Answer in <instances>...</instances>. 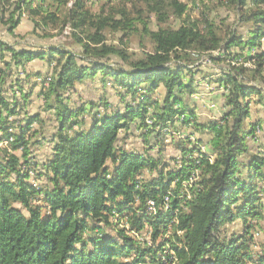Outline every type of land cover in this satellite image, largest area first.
<instances>
[{"label":"trees","instance_id":"obj_1","mask_svg":"<svg viewBox=\"0 0 264 264\" xmlns=\"http://www.w3.org/2000/svg\"><path fill=\"white\" fill-rule=\"evenodd\" d=\"M70 1L0 0V264H264V253L224 229L262 216L264 155L252 153L248 136H259L253 100L264 112V0H217L227 17L207 13L200 25L187 15L188 0H137L135 15H93L89 0H73L62 41L65 28L52 30ZM24 16L32 29L20 36ZM171 17L182 21L178 28L167 26ZM106 30L122 32L119 43H109ZM134 35L153 49L135 55L124 40ZM34 61L50 71L28 70ZM98 74L121 87L124 108L109 111L106 101L86 119V106L72 107L65 94ZM30 77L41 78L39 96L57 121L51 133L27 110ZM196 82L221 90L219 119L197 117ZM176 123L211 135L175 139ZM133 126L147 144L169 134L174 165L161 143L158 156L120 143ZM44 142L52 152L37 173L32 147ZM146 229L149 241L141 239Z\"/></svg>","mask_w":264,"mask_h":264},{"label":"rangeland","instance_id":"obj_2","mask_svg":"<svg viewBox=\"0 0 264 264\" xmlns=\"http://www.w3.org/2000/svg\"><path fill=\"white\" fill-rule=\"evenodd\" d=\"M189 1V10L187 12L188 17L192 21L199 23V25L203 22L205 15L210 13L211 15L220 14L221 17H227L228 13L223 9H218L216 6L217 0H188ZM137 0H89L87 2V9H89L90 13L95 14H102L108 15L113 14L118 11V9L124 8L127 11H131L132 15H135V11L133 10L134 4L137 3ZM73 0L70 1L66 6L62 7L58 10L59 15H61L62 20L57 25L55 29L52 30V33H58L60 28H65L63 32L58 35L57 37L62 41H69L70 37V24L69 21L64 23L66 17L70 18L72 8H73ZM64 17V19H63ZM187 17V16H184ZM152 22V27L156 28V21L153 16L150 18ZM231 21L233 18L231 17ZM182 21L177 20L174 17H171L168 20L167 26L178 28L181 25ZM32 29V25L30 21L27 19V16H24L21 27L17 30V34L20 36H24V34H29ZM5 33V32H4ZM2 33V35L4 34ZM105 35L107 37V41L109 43H119L118 39L123 36L122 32H111L110 30H106ZM6 39L9 41H14V38H11L7 34L4 35ZM27 39L24 40L26 42L35 43L36 40L32 38V36L26 37ZM128 41L125 40V45L129 47V50L134 52L135 55H141L144 50H152L151 44L145 40V38H139L138 35L131 36L127 38ZM28 70L30 71H42L44 73L49 72V66L47 62L42 61H34L28 66ZM201 73L197 75L201 77ZM21 77H25L24 74ZM101 75L98 74L95 79L87 78L83 82L76 83L74 88H70L65 96L69 97L70 105L74 108L80 107L81 105L86 106V112L83 115L86 119H91L93 114L96 111H104L105 106L104 103L110 102L111 106L108 108L109 111L112 109H123L124 104L121 103V96L120 93L123 91L119 85H117L113 78H107V82L101 80ZM41 78L38 77H30V81L25 84V89L29 91L34 83H36L35 93L30 97L29 102L27 104V110L31 113L40 114L41 118L44 119V129L52 132V129L56 127L57 121L54 120V116L52 115L51 111L45 110V104L43 97L39 96V91L42 89L41 85ZM196 93L190 97L191 104L196 108L197 117L200 121L205 122L210 119H219L224 110H223V98L221 96V90L216 87L215 84L207 86L205 82L199 84L198 82L195 83ZM164 95V88L160 87L157 91L156 97H162ZM89 102L96 103L97 107L91 110ZM258 105L256 106L253 100L251 106V118L250 120L257 124V129L255 131L258 137H254L253 135H249L248 139L250 141L251 150L254 154H259L261 156L264 155V112L261 108L258 109ZM90 121V120H89ZM90 124V123H89ZM87 124V126H89ZM43 125V124H42ZM35 127H39L40 124H34ZM176 127L174 129L175 139H178L179 135L188 134L193 132L194 137H201L204 142L206 139L210 137V132L206 131H196L193 126H184L180 123H176ZM251 129V128H250ZM196 131V132H195ZM128 133L129 137L120 141L126 145L129 149L133 150H151L155 148L150 153L152 155L158 156V149L156 143L160 145L162 144L161 148H163L162 157H165L166 160L170 161L171 165H174V161L172 157L175 155H179V152L176 151L174 145L170 143L171 136L164 135L161 139H151L150 144H147L145 140L140 136L141 131L135 129L134 126L131 127L129 132L122 131V137H126ZM262 140H261V138ZM195 138H193L195 140ZM255 138H260V140H254ZM4 146V145H3ZM203 150H208L205 146H203ZM52 152V143L51 142H44L42 145L32 147V156L35 160H38L39 164L36 165V172L40 173V171H45L43 168V161H46ZM19 153V152H18ZM244 160H248L249 158L245 155L243 156ZM39 177V178H38ZM244 177L246 175L244 174ZM38 179H36L37 183L45 184L47 180L46 175H38ZM261 177H256L254 180L259 181ZM42 197V196H41ZM261 207L259 211H262V216L257 217H250L247 221L238 218L233 222H227L225 224V228L227 231V235L231 236L232 234L237 235L239 238L246 239L253 249L258 254L264 253V194L261 195ZM41 202V201H40ZM241 203V201H239ZM20 207L19 204L16 205ZM47 209H44V212ZM250 226V227H249ZM107 232L109 234H113V229H108ZM141 238V236H140ZM148 239V231L147 229L142 232L141 239Z\"/></svg>","mask_w":264,"mask_h":264},{"label":"built area","instance_id":"obj_3","mask_svg":"<svg viewBox=\"0 0 264 264\" xmlns=\"http://www.w3.org/2000/svg\"><path fill=\"white\" fill-rule=\"evenodd\" d=\"M166 201H168V199H166ZM151 206H152L153 209L156 210V207H155V203L154 202H151Z\"/></svg>","mask_w":264,"mask_h":264},{"label":"crops","instance_id":"obj_4","mask_svg":"<svg viewBox=\"0 0 264 264\" xmlns=\"http://www.w3.org/2000/svg\"><path fill=\"white\" fill-rule=\"evenodd\" d=\"M207 86H208V85H207ZM256 106H257V105H256ZM259 108H260V107H258V109H257V110H259ZM223 109H224V107H223ZM260 138H261V137H260ZM261 140H262V138H261Z\"/></svg>","mask_w":264,"mask_h":264}]
</instances>
